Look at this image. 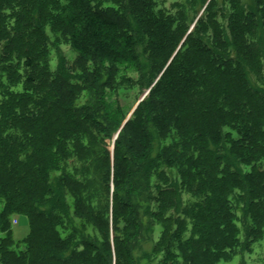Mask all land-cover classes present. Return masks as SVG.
Here are the masks:
<instances>
[{"label": "trees", "instance_id": "1", "mask_svg": "<svg viewBox=\"0 0 264 264\" xmlns=\"http://www.w3.org/2000/svg\"><path fill=\"white\" fill-rule=\"evenodd\" d=\"M215 1L195 24L200 40L191 32L184 37L181 12L157 0H129L136 29L117 0H0L1 264H107L95 241L114 253L108 264H131L141 227L132 205L142 190L135 180L145 181L157 204L149 227L162 228L156 248L164 264L231 262L243 223L248 249L264 238V89L245 69L263 84L264 43L256 34H264V0H253L255 10L243 0H222L220 16ZM221 22L236 58L226 54ZM63 45L79 54L76 64L94 63L97 82L104 78L95 113L75 104L91 85L90 73L72 85L51 72ZM142 56L153 78L161 75L121 129L112 161L103 135L125 117L104 114L112 107L105 93L138 88L143 82L131 75L142 74ZM48 98L62 99L66 121L51 115ZM150 130L159 141L151 160ZM52 171L61 173L58 194L49 185ZM19 215L28 218L30 233L16 249L9 227ZM76 221L93 242L71 228Z\"/></svg>", "mask_w": 264, "mask_h": 264}, {"label": "rangeland", "instance_id": "2", "mask_svg": "<svg viewBox=\"0 0 264 264\" xmlns=\"http://www.w3.org/2000/svg\"><path fill=\"white\" fill-rule=\"evenodd\" d=\"M120 3V9L122 10L123 15L126 17V19L131 23V25L135 28L136 23L134 22V19L131 18V12L132 8L130 7L129 0H117ZM158 3H160V6L162 9H166L168 11L176 12L180 11V17L183 22V27L185 33L184 37L187 36V33H192L191 35H194L196 38H199L200 40L204 39L203 36H199L196 33L195 24L199 19L204 17V9L207 3H209V0H157ZM242 5L245 7L246 10H255V5L253 0H243ZM179 7V9H178ZM214 13L220 16L219 12H225L223 6H222V0H216L215 5L213 6ZM223 27L225 30L224 33V41L223 46L226 48V54L232 58H236V45L232 38H227L228 35V25L226 23H223ZM190 35V36H191ZM257 39H258V45L262 46L260 43H264V34L259 29L257 31ZM4 46L2 44L1 47ZM138 53L142 52V49L137 50ZM53 61L51 63V72L54 73L55 76H59L60 79L63 80V77L66 79H70L72 85L77 84L79 81H83L84 78H86V73H90V71H94V63L93 62H87L83 66H80V63L76 64V61L79 58V54L72 51L71 47L68 45H63L58 47L56 51H54L53 55ZM143 57V56H142ZM141 68L143 69L142 74H132L131 77L135 79V81L139 84V82H143L142 84H139L138 88H133L131 85L123 86L118 91L113 92V90H108L106 95V103L109 106H107V110H104V114H106L109 118H114L110 116H117V115H124V120L119 127V129L116 132H111L107 135H103V146L110 152L111 150L115 149V143L116 140L119 137V133L121 132L123 123L126 121L128 116L131 114L133 109L139 106V104L145 99L146 95L149 93L151 88L155 85L157 80L159 79L160 75H157V77L153 78V75L149 72L148 69V61L146 58L141 59ZM250 67L246 66L247 71V79L251 82L252 85L255 87H262L264 89V75L260 76V79L263 78V84L261 86H258L259 77L255 76L253 73L249 72ZM85 69V70H84ZM147 74L145 82L141 81L142 76L144 74ZM153 78V79H152ZM89 84L90 87L86 88L81 96L76 101V106L80 108H88L90 111L95 113L97 106L99 105L98 100V92L99 88L102 82H104V78L97 82L92 74L90 73ZM64 80V81H65ZM99 86V87H98ZM87 87V86H85ZM48 90H52V87L49 86ZM69 95V94H68ZM66 96H63V98ZM48 103L54 106V108L51 110V115H60L61 119L59 121V124L61 123V120H67V115H65V112H62V106H61V100L54 101V99L48 98ZM112 99L115 100L114 104L112 105ZM106 105V104H105ZM133 116V114H132ZM132 116L129 118V120L132 118ZM152 133L151 138V153H150V160L155 158L158 153V146L159 141L157 139V136L155 133L150 130ZM234 163V161H231ZM166 172L169 174V176L176 177V173H173L171 170L166 169ZM61 173H57L52 171L49 177V185L51 186V189H55L57 191V194L59 193L58 190V180L60 178ZM137 184L139 185L138 189H142L140 197L132 196V205L135 207V210L138 211V218L139 223L141 224L140 227V235L139 239H137V242L135 243L132 241V248H131V264H164L163 260L165 257L162 256L156 248L157 242L160 240L162 235V228L159 226L156 227H149L150 223V217L154 213V211L157 208V204L151 200V194L148 190L149 188L146 186L145 181L143 180H135ZM156 179L152 182V186L155 187L157 191L158 184L155 182ZM146 186V187H145ZM126 192H129V189L125 187ZM168 196V195H166ZM178 199L180 198L179 195L176 196ZM52 196H48L45 199V205L43 206V210H49V207H51L52 204ZM57 198V196H56ZM166 197L163 199L165 200ZM184 201H191V197L188 195H185L181 197ZM68 199V196H67ZM179 202V200H178ZM178 204V203H176ZM182 206L179 204L176 206V209L181 208ZM238 214L241 220H243L244 212L242 209L238 208ZM169 224L171 223V226L174 224V222L179 218L177 211L170 212L169 213ZM14 219L17 220V224H13V222L10 224L9 231H10V237L13 241V245L16 249L22 248V243L25 237L30 233V225L29 220L27 217L23 215H19L15 217ZM244 221V220H243ZM244 226L241 225V236H240V248L238 250V255L228 263H221V264H264V238L255 243L254 245H251V247L247 248V236H246V225L243 223ZM69 226V225H68ZM75 227L79 231V237L84 240H89V231L86 232L83 227L80 225L79 222H73L71 224V228ZM94 236V235H93ZM91 237L90 240L92 242L94 241V237ZM5 237L3 233L0 232V241L1 239ZM88 242V241H87ZM89 244L91 242L89 241ZM99 251L103 254L105 257L107 264L110 263V260L112 262L114 259V253H109L108 250H105V246L100 243L96 242ZM96 246V247H97ZM19 247V248H18ZM69 253H63V256H68ZM1 264V263H0Z\"/></svg>", "mask_w": 264, "mask_h": 264}, {"label": "water", "instance_id": "3", "mask_svg": "<svg viewBox=\"0 0 264 264\" xmlns=\"http://www.w3.org/2000/svg\"><path fill=\"white\" fill-rule=\"evenodd\" d=\"M136 108H137V107H136ZM136 108L133 109V111L131 112V114L128 116V118L126 119V121L123 123L122 128H123V127L125 126V124L128 122L129 118L132 116V114L134 113V111L136 110ZM113 158H114V149L111 150V159H112V161H113Z\"/></svg>", "mask_w": 264, "mask_h": 264}, {"label": "built area", "instance_id": "4", "mask_svg": "<svg viewBox=\"0 0 264 264\" xmlns=\"http://www.w3.org/2000/svg\"><path fill=\"white\" fill-rule=\"evenodd\" d=\"M13 224H17V220L16 219L13 220Z\"/></svg>", "mask_w": 264, "mask_h": 264}]
</instances>
